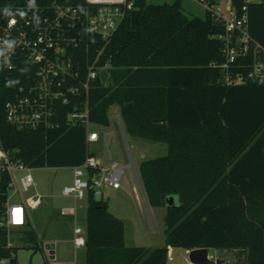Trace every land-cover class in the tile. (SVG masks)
<instances>
[{"label":"trees","instance_id":"obj_1","mask_svg":"<svg viewBox=\"0 0 264 264\" xmlns=\"http://www.w3.org/2000/svg\"><path fill=\"white\" fill-rule=\"evenodd\" d=\"M247 13L249 34L264 48V1ZM219 31L207 14L186 16L181 0H133L111 35L100 61L109 66V86L94 82L90 121L108 125L106 110L117 103L129 134L167 145L164 156L138 167L148 205L165 208V245L127 246L123 221L89 191L85 264H166L168 247L229 250L228 264H264V84L247 79L243 67L229 70L241 83L225 81ZM14 86L0 79V144L13 159L32 169L72 168L95 156L85 126L68 123L70 107L55 127L8 124L4 104ZM22 237L35 240L31 225Z\"/></svg>","mask_w":264,"mask_h":264},{"label":"built area","instance_id":"obj_2","mask_svg":"<svg viewBox=\"0 0 264 264\" xmlns=\"http://www.w3.org/2000/svg\"><path fill=\"white\" fill-rule=\"evenodd\" d=\"M193 1L220 29L215 37L222 43L220 66L225 81L241 83L244 77H232L229 70L243 67L248 69L247 79L264 84V48L249 34L247 13L249 4L264 0ZM9 5L13 12H26L24 18L17 15L11 27L4 16V7ZM132 8L133 0H83L82 4L34 0L32 6L29 0H0V79L7 87L15 82L4 104L7 123L23 130L55 127L63 109L70 107L68 123L85 126L88 144L104 139L105 134L89 129L94 124L90 121V91L108 66L100 61L111 35ZM115 120L122 132L119 117ZM71 169V182L63 186L61 195L75 201L85 199L89 191L96 196L102 188L120 189L122 176L129 177L128 163L112 162L106 168L95 156ZM31 171L0 144V264H15L2 251L12 248L14 236L28 229L29 211L42 203L40 193L30 194L35 186ZM133 175L136 180L134 170ZM60 214L74 216L75 205L61 207ZM71 242L74 248L84 247L85 230L75 227ZM48 251L51 264H62L52 247Z\"/></svg>","mask_w":264,"mask_h":264},{"label":"rangeland","instance_id":"obj_3","mask_svg":"<svg viewBox=\"0 0 264 264\" xmlns=\"http://www.w3.org/2000/svg\"><path fill=\"white\" fill-rule=\"evenodd\" d=\"M146 1L154 5H162L170 4L174 0ZM181 7L183 13L188 17L202 18L204 16L203 7L193 0H181ZM108 67L103 69L100 74L101 81L105 86H109L107 83ZM120 112V105L113 103L106 110V115L112 117L111 126L105 128L97 124L90 125V130L105 134V138L96 143H90L88 147L103 167H109L112 162H117L120 166L123 162L128 163L129 177L126 174L122 176L119 190L102 188L101 193L95 198L104 199L107 202L108 211L123 221L125 242L128 246L158 247L164 241L165 208L148 205L138 167L142 161L164 156L167 153V145L162 142L133 138L125 127H123L122 134L117 120L113 117L115 114H119V120L122 123ZM112 129L115 134H112ZM133 170L138 178L143 197L140 194ZM31 174L35 186L30 194L35 191L43 196L41 205L37 209L29 211L35 240L28 241L22 236H14L11 241L13 249L11 258L16 260V264H51L48 248H50L49 245H52L57 261L62 264H72L77 258L80 264L83 260V247L74 248L71 241L75 227L79 226L85 230L86 199L75 201L61 195L63 186L71 182L72 169L35 168L32 169ZM74 205L76 207L74 216L60 214L61 207ZM186 251L181 248H172L168 264H192L187 259ZM208 254L211 260H219V264H228L233 257L229 250L210 249Z\"/></svg>","mask_w":264,"mask_h":264},{"label":"water","instance_id":"obj_4","mask_svg":"<svg viewBox=\"0 0 264 264\" xmlns=\"http://www.w3.org/2000/svg\"><path fill=\"white\" fill-rule=\"evenodd\" d=\"M135 176H136V173H135ZM136 180H137V184L139 185L137 176H136ZM138 187H139L140 194L142 196V190L140 188V185ZM174 202H175V198L173 196H168L165 199V203L167 206H173ZM49 246L51 247L52 245H49ZM188 260L192 264H214V263L219 264V260L213 261L208 258V248H195V249L189 250ZM12 263H16V260L13 259Z\"/></svg>","mask_w":264,"mask_h":264},{"label":"crops","instance_id":"obj_5","mask_svg":"<svg viewBox=\"0 0 264 264\" xmlns=\"http://www.w3.org/2000/svg\"><path fill=\"white\" fill-rule=\"evenodd\" d=\"M205 14V13H204ZM115 116H118L119 117V114H115L113 117H115ZM107 119H108V125H100L101 127H109V126H111V120H112V117H110V116H107ZM121 120H122V118H121ZM97 125H99V124H97ZM121 126H122V134H123V127H124V124H123V122L121 123ZM112 131H113V129H112ZM131 137H133L131 134H129ZM134 138V137H133ZM96 157V156H95ZM117 190H119V189H117ZM124 240H125V232H124ZM125 244H126V242H125ZM127 245V244H126ZM165 245V234H164V241H163V244L161 245V246H158V247H147V246H142V247H144V248H146V249H148V250H150V251H152V250H154V249H157V248H161V247H163ZM128 246V245H127ZM171 249L172 248H170V247H168V255H167V262H166V264H168V260H169V255H170V253H171ZM210 249H208V251H209ZM188 250L186 251V256H187V259H188ZM208 258L210 259V256H209V254H208ZM82 261L80 262V264H85V249H84V247H83V255H82ZM189 261V260H188ZM72 264H79L78 263V261H77V258H75V260L73 261V263Z\"/></svg>","mask_w":264,"mask_h":264},{"label":"clouds","instance_id":"obj_6","mask_svg":"<svg viewBox=\"0 0 264 264\" xmlns=\"http://www.w3.org/2000/svg\"><path fill=\"white\" fill-rule=\"evenodd\" d=\"M34 4V0H29V6H32ZM20 16L21 18H24L26 16V12L24 11H21L19 9H17L16 12H13L11 10V6H5L4 7V16L6 18H9L8 19V24L9 26H14L16 23H17V20H16V16ZM9 46L11 47V44H9Z\"/></svg>","mask_w":264,"mask_h":264}]
</instances>
